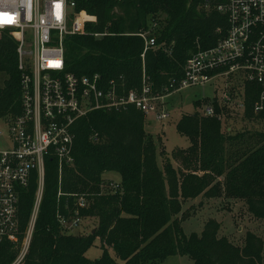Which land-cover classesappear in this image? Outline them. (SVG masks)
I'll return each instance as SVG.
<instances>
[{"label": "trees", "instance_id": "1", "mask_svg": "<svg viewBox=\"0 0 264 264\" xmlns=\"http://www.w3.org/2000/svg\"><path fill=\"white\" fill-rule=\"evenodd\" d=\"M226 2L76 0V11L94 16L96 23L86 25L84 35L65 38V72L77 77L99 74L104 81L123 83L127 91L140 89L144 73L152 90L159 92L170 79L180 77L191 54L214 47L225 36L227 19L216 7ZM141 32L164 44L170 54L149 50L141 59L144 41L136 35ZM0 45V72L8 75L0 87L4 116L12 103L18 108L19 90L14 43L3 40ZM260 91L256 84H245L248 121L264 122V110L253 113ZM213 105L217 115L225 109L216 101ZM145 118L130 107L96 111L77 121L73 164L63 169L60 186L56 160L49 157L45 162L43 199L22 264H118L109 251L124 264H160L171 256H187L193 264H264V238L247 234L241 247L234 246L218 237L219 224L213 220L199 236H187L177 219L182 200L203 194L243 200L254 217L264 220V132L225 134L215 117L182 115L176 131L189 146L174 150L159 169L156 145L144 130ZM107 173L119 178L115 192L102 189ZM35 191L32 182L22 193V232ZM81 194L87 207L85 203L78 209L80 217L96 220L94 234L82 237L62 232L56 218L58 210L65 216L72 213L75 196ZM96 238L102 256L90 261L85 253ZM16 255L12 244L0 243V264H11Z\"/></svg>", "mask_w": 264, "mask_h": 264}, {"label": "built area", "instance_id": "2", "mask_svg": "<svg viewBox=\"0 0 264 264\" xmlns=\"http://www.w3.org/2000/svg\"><path fill=\"white\" fill-rule=\"evenodd\" d=\"M76 5V0H0V42L14 43L19 90L18 108L14 102L12 110L0 116V243L19 249L13 264L22 263L31 244L44 194L46 160H56L59 186L63 169L73 164V130L78 120L96 111L131 107L162 121L168 118L164 111L168 96L216 86V81L224 83L216 100L220 107L244 118L245 84L253 83L261 90L253 113L264 110V0H228L218 5L216 11L227 19L225 36L214 47L191 54L180 77L170 79L159 92L152 90L144 73L140 89L127 91L123 83L104 81L99 74L77 77L65 72V38L84 35L86 24L96 22L95 17L76 11ZM136 35L144 41L141 59L149 50L170 54L148 32ZM1 76L8 79L3 72ZM202 115L222 121L214 105ZM32 182L36 191L22 232L21 197ZM107 186L113 192L119 187L117 182ZM75 197L77 208L72 213L65 216L58 210L56 214L62 232L68 234L81 224L78 209L86 203L83 196Z\"/></svg>", "mask_w": 264, "mask_h": 264}, {"label": "rangeland", "instance_id": "3", "mask_svg": "<svg viewBox=\"0 0 264 264\" xmlns=\"http://www.w3.org/2000/svg\"><path fill=\"white\" fill-rule=\"evenodd\" d=\"M88 16L94 17L91 15ZM5 79V76L0 77V86L4 84ZM223 87L224 83L222 81H216V86L194 87L171 94L164 101V111L168 114L167 119L157 121L156 117L152 114L145 118L144 130L156 145V163L159 169L163 168L166 159L171 160V155L174 150H184L189 146L188 139L179 135L176 131V123L180 117L185 114H194L195 112L202 114L207 107H212L214 101L221 97ZM194 102L198 103L197 107L194 106ZM223 110L220 115L218 114V116H222L221 130L223 133L264 132L263 121H248L239 112L234 110L230 111L226 108ZM0 130H2L1 125ZM197 174L200 175L199 173ZM104 179L105 185H103L102 189L108 188L107 185L109 183L117 182L119 178L116 174L107 173L104 175ZM81 196L84 197L82 194ZM177 219L179 220L182 232L187 236L192 233L199 236L205 223L213 220L219 224L218 237L226 238L234 246L241 247L244 244L247 234H253L262 239L264 238V220L254 217L249 212L243 200L227 199L224 196L210 198L201 194L196 198L181 201V212L177 216ZM95 226L96 220L82 219L78 228L70 234L81 237L87 236L90 233L94 234ZM13 247L15 248V246ZM15 250L17 252V258L20 253L19 249L15 248ZM108 254L118 264H124V262L116 258L112 251H109ZM101 256L102 250L100 242L96 238L92 246L85 253V258L90 261H95ZM160 264H193V261L187 256H171Z\"/></svg>", "mask_w": 264, "mask_h": 264}, {"label": "water", "instance_id": "4", "mask_svg": "<svg viewBox=\"0 0 264 264\" xmlns=\"http://www.w3.org/2000/svg\"><path fill=\"white\" fill-rule=\"evenodd\" d=\"M93 233V232H92Z\"/></svg>", "mask_w": 264, "mask_h": 264}]
</instances>
